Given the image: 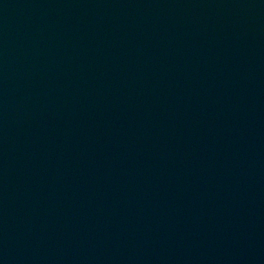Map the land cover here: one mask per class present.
I'll list each match as a JSON object with an SVG mask.
<instances>
[{"label":"water","instance_id":"1","mask_svg":"<svg viewBox=\"0 0 264 264\" xmlns=\"http://www.w3.org/2000/svg\"><path fill=\"white\" fill-rule=\"evenodd\" d=\"M0 264H264V0H0Z\"/></svg>","mask_w":264,"mask_h":264}]
</instances>
